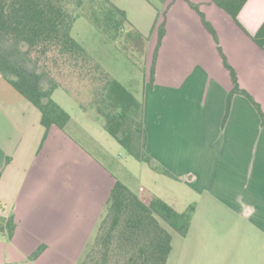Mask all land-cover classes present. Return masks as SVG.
Instances as JSON below:
<instances>
[{"label":"crops","instance_id":"0c3cea01","mask_svg":"<svg viewBox=\"0 0 264 264\" xmlns=\"http://www.w3.org/2000/svg\"><path fill=\"white\" fill-rule=\"evenodd\" d=\"M237 19L253 35L264 20V0H246ZM228 36L233 64L244 71L253 46L237 30ZM148 90L145 150L202 198L183 236L201 218L200 243L184 247L185 264H209L208 259L221 264L226 258L233 264H264V127L255 108L236 94L221 125L227 92L203 63L176 87L148 84ZM16 96L24 106L19 123L0 117V217L13 216L9 244L20 254L17 259L9 252L5 264H77L111 188L98 185L96 191V183L78 172L71 185L59 174L52 182H34L32 166L46 135H30V114L40 132L39 111Z\"/></svg>","mask_w":264,"mask_h":264},{"label":"trees","instance_id":"16d2710c","mask_svg":"<svg viewBox=\"0 0 264 264\" xmlns=\"http://www.w3.org/2000/svg\"><path fill=\"white\" fill-rule=\"evenodd\" d=\"M155 35L147 82L176 87L198 63L226 89L224 124L231 99L238 94L255 108L264 127V20L251 35L237 14L246 0H155ZM85 14L111 41L124 36L137 42L143 36L130 29L126 12L110 0H0V76L29 101L40 124L63 128L69 115L51 94L61 86L53 75L63 67L97 83L93 104L102 128L134 159L174 175L156 164L145 150L143 104L109 76L71 35L75 19ZM237 30L253 46L241 71L233 64L228 36ZM123 47L125 45L123 44ZM194 204L177 211L147 188L137 192L115 180L105 210L77 264H165L172 229L189 230ZM1 230L10 238L12 215L2 218ZM44 248L30 255L35 258Z\"/></svg>","mask_w":264,"mask_h":264},{"label":"rangeland","instance_id":"374dc122","mask_svg":"<svg viewBox=\"0 0 264 264\" xmlns=\"http://www.w3.org/2000/svg\"><path fill=\"white\" fill-rule=\"evenodd\" d=\"M110 1L126 12L129 28L143 36L137 46L133 41H125L124 36L117 41H111L85 14H80L75 19L71 35L110 77L143 104L149 92L147 76L155 36L151 29L158 6L155 0ZM53 75L61 86L54 89L51 98L67 112L69 120L63 128L51 126L45 130L39 124L38 133L35 123L33 124L35 117L33 114L29 115L30 135H46L32 166L31 179L34 182H52L59 174L63 182L71 185L74 174L78 172L83 179H92L93 183H96V191L100 185L101 188L106 186L109 192L115 180H119L134 192H137L140 186L147 188L180 212L188 205L201 201L202 198L186 186L184 180L176 179L175 175L173 177L158 172L148 164L129 156L102 128L101 116L93 104V91L97 83L81 78L64 67L59 72L55 70ZM13 95L18 97L19 94L0 76V100L5 102L0 106V117L14 118L13 122L17 125L19 115L23 117L20 111L24 106L17 103ZM27 115L25 113L24 116ZM3 128L1 122V131ZM154 162L167 169L157 161ZM1 219L0 217V225ZM201 222V218H196L186 237L170 230L171 250L165 264H185L184 247H195L200 243ZM9 243L8 236L0 228L1 264H5L9 252L13 258H20V254ZM13 243H16V240ZM208 261L212 264L214 259ZM64 264L74 263L70 261ZM221 264L233 262L226 258Z\"/></svg>","mask_w":264,"mask_h":264}]
</instances>
